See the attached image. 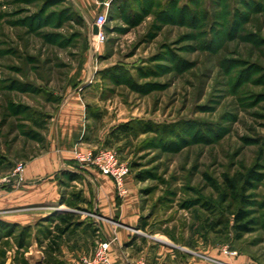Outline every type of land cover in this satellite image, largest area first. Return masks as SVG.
Masks as SVG:
<instances>
[{
    "label": "rangeland",
    "instance_id": "obj_1",
    "mask_svg": "<svg viewBox=\"0 0 264 264\" xmlns=\"http://www.w3.org/2000/svg\"><path fill=\"white\" fill-rule=\"evenodd\" d=\"M98 1L103 40L72 0H0V192L17 190L6 185L50 151L53 117L78 96L83 145L113 149L130 167L142 237L132 258L144 246L215 260L228 249L264 264V0ZM120 123L134 133L112 136ZM83 152L74 146L76 166H88ZM85 182L63 174L64 206L31 205L46 213L36 221L0 209V264H70V248L92 256L106 237L78 232L77 219L105 218L85 207ZM242 210L250 232L239 235ZM60 212L72 215L62 233Z\"/></svg>",
    "mask_w": 264,
    "mask_h": 264
},
{
    "label": "crops",
    "instance_id": "obj_2",
    "mask_svg": "<svg viewBox=\"0 0 264 264\" xmlns=\"http://www.w3.org/2000/svg\"><path fill=\"white\" fill-rule=\"evenodd\" d=\"M72 2L86 18L91 33L92 24L97 15L108 11L106 5L98 0H72ZM86 122V109L82 100L78 96L67 95L56 116L53 117L50 151L25 165L23 182L19 183L16 180L14 184L6 185H14L18 187L17 190L0 192V209L16 207L12 210L13 214L5 216L6 220L29 223L46 215L44 212H38L39 207H31V205L50 202L52 205L59 204L63 207L64 205L59 203L61 192L58 182L65 172H72L77 173V178L83 177L86 180L82 188L85 207L90 204L96 214L105 218L104 220L94 214L86 218L87 214L82 213L77 221L83 223L77 231L80 232L89 225L86 230L87 235L89 233L94 237L92 230H95L94 235L102 233L106 240L112 241L109 255L117 264H142L143 262L145 264H179L183 261H190L192 264H263L248 255L223 254L222 260H215L207 255L188 250L183 255L184 253L174 254L160 247L145 246L142 256L132 258L128 250L139 238H142L135 234L141 208L137 188L133 180L127 176L125 178L127 192L120 196L116 183L110 176L102 174L91 166L79 167L72 163L71 154L74 146L83 151L90 149L83 145ZM113 245L117 247L113 249ZM120 248L124 255L116 252ZM66 251L70 264H76L78 257L86 256L84 249L70 248Z\"/></svg>",
    "mask_w": 264,
    "mask_h": 264
},
{
    "label": "built area",
    "instance_id": "obj_3",
    "mask_svg": "<svg viewBox=\"0 0 264 264\" xmlns=\"http://www.w3.org/2000/svg\"><path fill=\"white\" fill-rule=\"evenodd\" d=\"M106 22V13H99L95 19V23L98 24L99 29L102 30L96 35H92L94 39L103 40L104 39V25ZM80 161L85 163L88 166H92L99 170L102 174L110 176L118 188V193L120 196H123L127 190L125 188V178L130 173V167L127 162L122 161L118 153L113 149H100L98 151L88 149L82 154L78 155ZM18 171H23V165L18 166ZM19 183L23 182L22 178L18 180ZM112 244L110 240H104L99 242L98 247L96 248L92 256H86L82 260V264H117L114 262L109 255V248ZM225 254L231 256H236L238 253L236 251H230L228 249L224 250ZM142 264H145L143 262ZM179 264H192L190 261H183Z\"/></svg>",
    "mask_w": 264,
    "mask_h": 264
},
{
    "label": "trees",
    "instance_id": "obj_4",
    "mask_svg": "<svg viewBox=\"0 0 264 264\" xmlns=\"http://www.w3.org/2000/svg\"><path fill=\"white\" fill-rule=\"evenodd\" d=\"M165 130L167 131L168 127H166ZM132 133H134V127L130 123H120L115 129H113L111 135L119 139L121 138L122 135L126 136ZM65 174L69 177L70 180H76L78 177L77 173L65 172ZM71 217L72 215L69 213H65V212L58 213V218L60 219V221H62L63 223H67L66 224L67 226L58 228L59 233H62L68 229L69 221L72 219ZM246 218H247V212L243 210L238 211L235 214L233 226L235 231L239 233V235L250 232L249 224L251 222L249 220L245 221Z\"/></svg>",
    "mask_w": 264,
    "mask_h": 264
},
{
    "label": "water",
    "instance_id": "obj_5",
    "mask_svg": "<svg viewBox=\"0 0 264 264\" xmlns=\"http://www.w3.org/2000/svg\"><path fill=\"white\" fill-rule=\"evenodd\" d=\"M99 30H100L99 26L97 23H95V20H94V22L92 24V34H94V35L98 34Z\"/></svg>",
    "mask_w": 264,
    "mask_h": 264
},
{
    "label": "bare ground",
    "instance_id": "obj_6",
    "mask_svg": "<svg viewBox=\"0 0 264 264\" xmlns=\"http://www.w3.org/2000/svg\"><path fill=\"white\" fill-rule=\"evenodd\" d=\"M102 30H100V33H101ZM95 47V46H94Z\"/></svg>",
    "mask_w": 264,
    "mask_h": 264
}]
</instances>
